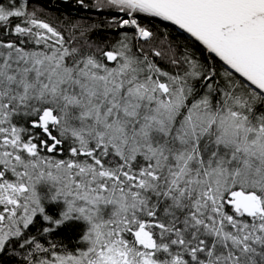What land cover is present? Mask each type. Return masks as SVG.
Here are the masks:
<instances>
[{"label": "snow or ice", "instance_id": "obj_1", "mask_svg": "<svg viewBox=\"0 0 264 264\" xmlns=\"http://www.w3.org/2000/svg\"><path fill=\"white\" fill-rule=\"evenodd\" d=\"M0 264H264V0H0Z\"/></svg>", "mask_w": 264, "mask_h": 264}]
</instances>
